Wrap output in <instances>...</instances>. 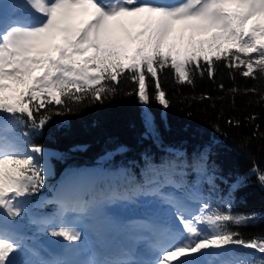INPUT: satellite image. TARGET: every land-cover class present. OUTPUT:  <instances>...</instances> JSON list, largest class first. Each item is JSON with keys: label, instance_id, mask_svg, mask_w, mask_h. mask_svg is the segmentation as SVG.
Masks as SVG:
<instances>
[{"label": "snow or ice", "instance_id": "snow-or-ice-1", "mask_svg": "<svg viewBox=\"0 0 264 264\" xmlns=\"http://www.w3.org/2000/svg\"><path fill=\"white\" fill-rule=\"evenodd\" d=\"M7 7L12 15L0 10V264H264V237L245 239L230 227L247 224L255 214L234 215L230 205L223 210L213 207L186 180L192 173H205L210 149L190 158L168 153L159 162L146 157L138 177L126 171L109 173L106 184L74 176L46 201L57 206L56 214L49 217L30 212L32 198L39 196L48 175L45 149L31 143L28 132L8 135L26 124L41 131L51 119V113L41 109L49 105L70 112V103H102L116 92L113 84L125 72L136 84L142 105L152 98L147 83L151 79L154 99L165 108L169 102L158 71L168 66L179 83L189 85L197 72L207 71L211 78L216 62L242 68L244 77L264 75V23L259 22L264 18V0H18ZM77 8L90 12L91 19L73 29L67 23ZM125 18L143 21L148 34L131 56L112 39L115 26L123 28ZM176 22H193L187 26L194 31L211 32L208 48L201 41L185 52L164 51L165 38ZM60 37L63 45L55 44ZM89 52L92 55H86ZM36 72L40 75H33ZM144 122L154 132L147 112ZM258 179L264 185V173ZM137 196L151 197L160 213L174 217L180 227L165 228L168 238L160 241L155 221L121 222L102 211L107 204ZM25 217L39 231L68 242L65 258L40 256L33 237L22 230ZM138 230L150 236L135 237ZM89 233L100 240L111 235L114 242L87 259L68 258L70 253L89 250ZM120 237L149 240L154 259H133L134 249ZM233 249L252 250L258 256L233 259Z\"/></svg>", "mask_w": 264, "mask_h": 264}, {"label": "trees", "instance_id": "trees-1", "mask_svg": "<svg viewBox=\"0 0 264 264\" xmlns=\"http://www.w3.org/2000/svg\"><path fill=\"white\" fill-rule=\"evenodd\" d=\"M140 36L136 48L148 40V34ZM211 36V32L190 28L188 40L178 49L170 43L169 34L164 51L185 52L199 47L201 41L208 48ZM214 68L211 78L207 71L203 75L197 72L192 85L179 83L170 66L158 71L160 88L169 102L166 108L154 99L156 88L151 79L147 83L152 98L142 105L135 94L136 84L125 72L119 83L113 84L116 92L102 103H70V112L49 105L41 109V113H51L41 131L34 132L26 124L9 132L10 136L28 132L31 143L43 146L50 164L45 186L32 198L30 212L56 214V205L46 201L52 200L59 179L65 175L97 168L103 174L96 183L106 184L109 173L126 171L138 177L146 157L159 162L168 153L180 152L190 158L208 148L205 173H192L187 182L213 207L223 210L230 205L234 215L255 214L247 224L230 227L245 239L264 237V185L258 179L264 173V75L244 77L242 68L234 70L222 62H216ZM146 112L152 117L154 132L145 127ZM21 224L23 231L32 232L30 217ZM255 256L258 254L248 249H233L230 254L233 259Z\"/></svg>", "mask_w": 264, "mask_h": 264}, {"label": "rangeland", "instance_id": "rangeland-1", "mask_svg": "<svg viewBox=\"0 0 264 264\" xmlns=\"http://www.w3.org/2000/svg\"><path fill=\"white\" fill-rule=\"evenodd\" d=\"M16 2H18V0H0V5L5 6L4 9H0V10H5L8 12L9 15H12L13 10L7 6L13 3H16ZM16 13H19V12H16ZM16 13L15 15H18ZM90 19H91L90 12H85L83 9L77 8L73 11L72 16L67 23V26L73 29L80 28V27H83ZM255 22H256L255 19L250 20L249 28H251ZM259 22L264 23V18L260 19ZM190 23H193V22H176L173 27V31L170 33L171 34L170 43L177 45L178 49H182L184 47L186 41L188 40L190 36V28L187 26ZM145 28L146 26L143 21L136 22L132 18H125V23H124L123 28H120L119 26H115L114 35L112 39L114 42H116L119 45V48L123 54L131 56L136 50L135 49L136 45L140 44V39H142V36H140V34L145 33L143 34V36L147 35V33L145 32ZM54 43L57 45H63L64 43L63 38L60 37L56 39ZM55 54L56 53H53V55ZM86 55H92V53L89 52ZM79 59H82V57H79ZM33 75L38 76L40 75V73L36 72V73H33ZM6 83H10V82L6 81ZM45 160L47 162V167L49 168L50 164L48 162V158L46 157V153H45ZM102 174H103V171L97 168H92V169H85L80 172H75L73 174L65 175V178L67 179L61 180L63 181L62 185L59 184L57 190L60 189L63 185H65V183L68 182L74 176L82 175V176L92 177L94 178L95 182H97V179ZM57 190L55 191L51 199L55 198ZM106 207H108L109 209H106ZM115 207H118L120 209H123L122 207H124L126 211L129 213L130 219L132 217H139V218L149 217L148 216L149 212L147 211L152 210L153 215L156 214L159 218L163 219L164 221L178 224V225H173V224H169V225L180 227L178 221H175L174 217L169 218L160 213V211L157 209L155 205V202L153 201L151 197L137 196L131 200H127L126 202L119 201L118 204L113 205V209ZM110 210L111 208L109 207V205H105L102 209L103 213L112 219L113 213L110 214ZM47 216L51 217V215H47ZM30 228L32 229V232L30 231H24V232L27 235L33 237L35 245H36V249L40 253V256L42 258L43 257L44 259H57V258L63 259L65 258L63 257L65 256L64 251L63 252L60 251L59 247H61L62 244L67 245L68 242L63 241L62 238H54V237L47 235L44 232L39 231L35 225ZM139 231L140 230H138L135 234H138ZM93 236L96 237L94 233H93ZM131 240L132 239H126L123 237L122 242L127 246V248L134 249L135 253L137 254L138 247L142 246L145 240L138 239L137 243H132ZM128 241L131 243V245L129 244ZM57 242H60V243H58V245L56 246L55 243ZM102 242H106V244L108 245V244H112L114 240H113V237L109 235L105 238V241L102 240ZM132 244L134 248H132ZM88 246H90V235H88ZM90 252H91V248L89 247V250L80 252L79 254H77V252L68 254V258L84 260L88 258V255L90 254ZM134 257L137 258V256H133V258Z\"/></svg>", "mask_w": 264, "mask_h": 264}, {"label": "bare ground", "instance_id": "bare-ground-1", "mask_svg": "<svg viewBox=\"0 0 264 264\" xmlns=\"http://www.w3.org/2000/svg\"><path fill=\"white\" fill-rule=\"evenodd\" d=\"M156 221H158V220H156ZM158 222L160 223L162 228H158V235H157L156 239H158L160 241H164V240H166L168 238L167 237V233H165L163 231L165 229V228H163L164 223H161L160 221H158ZM169 226H170V228H173V229L179 228V227H176V226H171V225H169ZM161 229H162V232H161ZM141 234L142 235H139V236H138V234H134V235H135V237L150 236V234L147 233V232L141 233ZM89 235H90V246L89 247L91 248V252L88 255V257H90L92 255L93 251L100 250L102 245H107L106 242H102V240L98 239L97 237H94L93 233H90ZM138 239L139 238H135V239H132L131 241H132V243H137ZM104 241H105V239H104ZM146 245H149V246L146 247ZM62 247H60V251L63 252L64 248H65V245H62ZM134 256H137V258L134 257L133 259H142V260H145V261H147V260L151 261V260L154 259V254H153V252L151 250L149 240H145L143 242V245L138 247L137 254L134 255ZM173 264H175V261L173 262Z\"/></svg>", "mask_w": 264, "mask_h": 264}]
</instances>
